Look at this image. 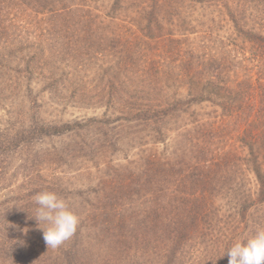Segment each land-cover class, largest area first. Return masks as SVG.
Segmentation results:
<instances>
[{
  "label": "trees",
  "instance_id": "obj_1",
  "mask_svg": "<svg viewBox=\"0 0 264 264\" xmlns=\"http://www.w3.org/2000/svg\"><path fill=\"white\" fill-rule=\"evenodd\" d=\"M238 1L242 3L237 4L242 5L239 18V9L226 11L239 34L236 41L241 53L230 49L222 37L211 40L210 23L191 17L196 10L193 5L213 7L223 0H0V64L13 60L16 67L21 66V70H11L16 79L41 69L37 66L42 55L37 49L22 52L24 38L16 41V52L6 51L10 42H4L10 34L23 35V28L14 27L17 23L8 7L18 3L16 8L24 12L21 6L28 3L25 8L36 16H48V31L65 34L68 51L79 52L81 62L88 63L93 77L102 82L97 87L106 96L95 93L99 99L94 103L103 102L107 115L105 120L35 122L27 130L1 134L0 157L25 156L29 153L24 149L36 146L35 141L43 137L65 138L67 144L46 154L50 167L59 170L69 159L90 162L97 152L108 160L122 132H128L132 141L149 137L152 146L148 156L132 155L122 169L114 168L112 179L100 180L97 190L73 188L76 195H64L62 183H56L59 179L54 176L50 182L34 184L28 196L5 203L0 208V264H88L81 259L86 258L81 249L86 250L82 245L91 236L93 242H101L97 257L115 254L118 258L102 264H116L119 258L156 263L149 261L152 257L158 258V264H174L184 256L228 257L225 252L234 241H224L220 230L210 229L206 216L216 217L227 197L233 202V215L242 213V219L250 208L264 202V0ZM258 14L263 19L249 29L245 21ZM187 25H193L191 31H180ZM120 27L128 34L121 33ZM214 42L216 50L208 47ZM234 61L249 64L242 76L236 75ZM77 93L75 89L72 105L89 109L95 95L89 88ZM225 125H229L225 129L230 137L223 146L220 129ZM101 136L105 149L91 148ZM170 138L175 142L171 150L166 147ZM158 145L165 146L161 153L155 150ZM252 180L258 193L255 200ZM44 190L65 199L70 209L69 201L82 199L77 204L84 209L81 202L86 200L87 205L92 197L93 203L80 219L79 231L87 235L79 252L72 250L77 248L75 242L71 244L75 234L56 249H47L41 235L35 249L28 251L32 243V227H28H38L33 196ZM246 192L248 196L242 197ZM202 237L205 240L191 250V242ZM191 263L202 264L200 260Z\"/></svg>",
  "mask_w": 264,
  "mask_h": 264
},
{
  "label": "rangeland",
  "instance_id": "obj_2",
  "mask_svg": "<svg viewBox=\"0 0 264 264\" xmlns=\"http://www.w3.org/2000/svg\"><path fill=\"white\" fill-rule=\"evenodd\" d=\"M27 1L28 0H25V2ZM25 2H23L24 5H22L21 8H24V12L27 13V16L24 15V12L20 11V8H16L18 3L16 5L13 4L15 7H8V13H11V18L14 19L15 23H17V25L14 27L17 28L19 26V28H23V31L21 32L23 35H20L22 38H18L17 35L10 34L8 39L4 42H14L12 44L8 43L10 49L6 51L16 52V49L19 48L16 47V41L24 38L20 41L22 52H28L37 49L42 55L38 63L39 65L37 66L41 69L37 71L32 70L31 75L23 76L21 79H16L13 77L14 74L11 72V70H21V66L16 67L14 65L15 61L13 60L11 64H0V135L3 134L4 136H9V134H14L16 130H27L30 126L35 124V122L37 124L62 123L72 122L77 119L84 120L91 117H96L99 120H105L107 115L105 106H102L103 102L97 105L94 103L98 102L96 100L99 99L95 93H99L101 98L106 96V93L104 92L101 94L99 92L100 88L97 87L100 86L102 82H98L97 79L93 77V70L91 67H89L88 63L85 64L84 61L81 62L83 59L80 57L81 54L79 52L77 53L75 51H68V40L65 38V34L62 31H58V33L52 32L51 30L48 31V16L46 14H44L42 17L36 16V13L31 11V9L25 8L30 6ZM239 3H241V1L234 0L232 3V0H223V2H221L219 5L213 6L214 8L210 7L211 5L207 6V4L204 6L193 5L196 10L191 14V17H195L197 20L199 19L200 21L208 24L210 23L209 26L211 30V40L214 41L216 38L218 40V38L222 37V42H224L226 45H229L230 49L234 50V52L237 51L241 53L242 51H238L240 50L238 49L239 41H236V37H238L239 34L237 33L236 28L233 25L231 19L228 17L226 11L230 10V12H232L233 9H239L237 14V17L239 18L241 15L240 9L242 7V3L240 6L237 5ZM236 6H238V8H235ZM218 8H221V10ZM245 8L249 7L245 6ZM90 11L94 13V10ZM251 15L253 16L254 13L252 12ZM261 15L262 14H258L254 18L251 17L249 20H246V26L250 29L254 23H259V19H263L261 18ZM11 18L9 15V20L12 21ZM240 22L243 24V21ZM192 26L193 25H187L185 30L180 31L187 33L188 31H191L190 29ZM203 28L205 29L206 27L204 26ZM120 30L121 33L125 32L124 28L120 27ZM126 34H128V32ZM213 45V47L210 45L208 47L216 50L217 46L215 45V42ZM234 62L236 75L239 76V74H241L242 76V74H244V72L248 69L246 66L249 67V64L243 62L237 65L238 62ZM220 79L222 80L224 77H220ZM52 83L54 84L51 85ZM87 88H89L91 90V94L95 95L96 97L94 101H91V105H89L90 108L81 109L76 106L77 104L72 105V94L75 95V89H77V94H79L81 90L86 93ZM121 91H119L118 94H120ZM77 94L74 96L75 100H77ZM206 111L208 112L211 110L207 109ZM32 115L36 116L34 120L30 119ZM211 117L213 118L214 115ZM215 122H217V118ZM225 128H229V125H225V127L220 129L222 137L221 143L223 146L226 144L225 142L227 140V136L230 137V135L227 133L229 130ZM121 135L122 136L120 137L119 143L115 147L117 150L115 149L114 152H112L111 157H108V153V160L104 159L106 158L105 155H99V152H97V155L93 153L94 156L90 162L83 158H79L74 161L69 159L67 160L66 164L59 166V170L56 168L54 170V168L50 167L51 165L48 161L49 156L47 155L50 150L55 148L59 149L61 145L67 144L68 140L65 138L58 139L43 137L41 141L39 139L38 141H35L37 143L36 146H33L32 144L27 150L24 149L26 154L29 153L25 156L20 154V156L15 158H7L8 160H6L4 156L0 157L2 160L0 166L2 165L3 174L0 175V208H4L5 203H8L9 201L14 202L17 199H22L23 197L28 196L29 190L36 187L34 184L50 182L54 176L58 177L59 179L56 181V183H62L61 189L62 191L65 189L64 195H73L76 189L77 191L79 189H84L83 191H85L87 188L90 190H97L99 189L97 188V185L99 186L98 182L100 180L105 182L109 177V179H112L114 168L121 167L122 169L127 164V160H132V155L138 154L139 157H145L151 154L152 146L149 143V137H144L143 139L141 138V140L139 138V141H132L128 132H122ZM95 138H98V136ZM103 138L104 136H101L100 139L93 146H91V148H98V151L105 149L104 143H102ZM0 140H2V137H0ZM168 141H170L168 146H166L168 149L172 147L170 146L171 142H173L175 146L174 139L170 138ZM164 147L165 146L158 145L155 146V150L161 153ZM41 152H44L45 155H47L42 156ZM17 155L18 153L15 154V156ZM88 155H92V153H88ZM27 156L28 160L24 162ZM239 163L241 164V158L239 159ZM25 166L27 169H24ZM28 168H30V170ZM58 171L62 172L60 173ZM251 183L252 184H250V186L255 189L254 193L252 192L255 200L258 193L253 180ZM73 188H75V191H73ZM140 196L142 195L140 194ZM241 196H248V192L242 194ZM141 198L143 199V197ZM80 200L82 199H76V202L69 201V203L73 205L71 211H73L75 214L78 212L80 213L77 215L79 220L83 215L85 217L86 210L90 208L89 204L91 205L93 203L92 197L91 199H87V201L91 202L87 205L85 203L86 200H83L81 203L84 209H81L77 204ZM231 204H233V202L227 197V199L222 202L223 207L221 212H218L216 217L206 216L205 221L212 224L210 229L214 228L220 230L219 232L224 241H234L232 243L233 245L235 242L241 241L253 235L257 229L264 228V202L262 204L257 203V205L250 208L247 211L244 219H242L244 215H242V213L239 215H233V205L231 206ZM129 210L131 211V208ZM211 217H213V219ZM215 218H217V221H215ZM235 224L237 225V227H234L235 229L230 228ZM23 226L24 225H20V228H23ZM39 226L37 229H35L36 227L34 226L28 227H32L30 230L32 232V238H30L32 239V243L28 244L27 246L29 252H32V250L35 249L36 242H38L41 235H43V231H38V228L41 227ZM42 226L44 227V225ZM79 227L80 222L77 227L78 231ZM33 233L36 234L35 237H33ZM74 234L75 237L72 238L71 244L75 242L77 248L71 249L75 250V252H79L82 243L85 244V238L87 234L85 231L81 230L79 233ZM92 237L93 236H91V240L88 241L90 246L88 245L89 243L82 245L84 248H86V250L81 249V253H84L81 256H85L86 258L81 259L85 262H88V264L92 262L94 264L96 261H98L97 264H102V262L107 263V260H110L111 263H115L113 259H118L114 258L116 257L115 254L113 255V258H103V255L97 257L98 254H101L98 253V247L101 245V242H93ZM203 240L205 239L202 237L198 242L197 240L192 241L191 243L194 246H191V250L193 248H197L199 245L198 243L202 242ZM232 245H230V247ZM62 251H66V249L62 247ZM73 259L75 260V258ZM148 259L149 261L156 262L153 264H158L159 262L158 258L151 257ZM209 259H211V261ZM228 259V257L188 258V256H184V258H176L174 264H193L191 262L194 260H200L202 264H214L216 262L218 263L219 261L228 264ZM133 262L137 264H144L146 261L142 258H119L116 264H131Z\"/></svg>",
  "mask_w": 264,
  "mask_h": 264
},
{
  "label": "clouds",
  "instance_id": "obj_3",
  "mask_svg": "<svg viewBox=\"0 0 264 264\" xmlns=\"http://www.w3.org/2000/svg\"><path fill=\"white\" fill-rule=\"evenodd\" d=\"M33 200L37 205L33 217L38 226L41 223L46 225L39 227L43 230L47 249H56L74 235L80 222L79 217L71 211L65 199L55 192L39 191ZM225 254L229 257L228 264H264V228L235 242Z\"/></svg>",
  "mask_w": 264,
  "mask_h": 264
}]
</instances>
